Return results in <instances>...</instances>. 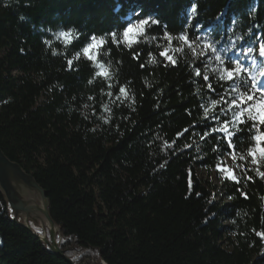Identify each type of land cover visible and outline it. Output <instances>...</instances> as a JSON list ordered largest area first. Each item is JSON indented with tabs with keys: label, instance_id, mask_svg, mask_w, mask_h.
<instances>
[{
	"label": "trees",
	"instance_id": "trees-1",
	"mask_svg": "<svg viewBox=\"0 0 264 264\" xmlns=\"http://www.w3.org/2000/svg\"><path fill=\"white\" fill-rule=\"evenodd\" d=\"M137 11L161 26L132 49L106 37L112 88L83 57L68 69L89 35L119 38ZM66 29L79 34L71 45L57 40ZM164 31L212 42L258 79L264 70L249 63L264 65L255 51L242 55L264 42V0H0V149L46 191L65 253L50 250L40 227L15 223L0 191V264H264V180L222 179L232 201L222 204L198 176L196 165L215 168L227 154L219 134L201 138L211 121L200 106L212 115L216 100L206 84L221 82L188 49L166 65ZM118 85L129 99L116 100Z\"/></svg>",
	"mask_w": 264,
	"mask_h": 264
},
{
	"label": "snow or ice",
	"instance_id": "snow-or-ice-1",
	"mask_svg": "<svg viewBox=\"0 0 264 264\" xmlns=\"http://www.w3.org/2000/svg\"><path fill=\"white\" fill-rule=\"evenodd\" d=\"M197 6L195 3L191 5L192 15L196 14ZM135 16L134 20L122 27L119 38L115 30L99 37L95 33L89 35L84 42L80 43L75 56L66 61L68 69L75 70V61L83 57L92 70L93 78L103 80L108 88H112L113 85L110 82L113 78L111 62H105L101 59L102 56L108 54L104 51L105 45L109 42L106 37H111V42L117 46L124 45L132 49L134 45L141 42L142 38H146V33L151 26H161V21L152 14L141 15L137 11ZM21 19L25 18L22 16ZM162 27L166 29L167 25ZM161 38L167 41V47H163L158 55L166 65L177 66V53H184L185 48L195 56L206 59L214 58V61L218 62V67L214 71L216 79L221 83L217 85L206 84L209 92L216 95V100L211 104L212 115H209V107L200 106L205 123L208 124L211 121V124H208L207 129L203 131L201 138H206L210 134H219L227 154L233 160L239 156V159L244 162L238 165L241 172L245 174L244 179L252 181L253 176L248 175V173L254 172L256 178L264 180V70L259 72L260 78L258 79L250 74L248 66L239 58L234 62L231 61V58L225 60L223 54H218L219 49L212 42L203 41L201 43V38L190 37L183 31L176 36L164 31ZM78 39L79 34L74 36L71 29H66L57 35V40H62L65 45H71L74 40ZM152 39H156V37L153 36ZM197 45L199 51H197ZM254 51L256 56L264 61V42L258 43L255 49L248 47L242 55L247 59L252 56ZM55 54L53 52V55ZM133 58L139 59L140 54L134 53ZM156 62L155 57L149 61L153 64ZM251 65L264 67V65H257L256 58H252ZM140 67L144 68L145 65L141 64ZM195 76L200 77L202 83L211 79L201 72L199 65L196 66ZM92 82L93 80L90 79L89 83ZM223 82H227L226 87H223ZM225 93H227V98ZM108 95H113V93H108ZM129 98L128 88L124 85H118L116 100ZM104 107L106 111L109 110L107 105ZM187 131L188 129H184L182 132H178L177 137ZM249 164L252 167H246ZM216 168L224 174L225 179L237 184L241 183V177L237 176L232 168L220 163L216 165ZM241 194L246 199L248 198L247 193L242 192ZM256 234L264 239V232H257Z\"/></svg>",
	"mask_w": 264,
	"mask_h": 264
},
{
	"label": "water",
	"instance_id": "water-1",
	"mask_svg": "<svg viewBox=\"0 0 264 264\" xmlns=\"http://www.w3.org/2000/svg\"><path fill=\"white\" fill-rule=\"evenodd\" d=\"M0 191L10 205L13 221L32 231L31 223L40 226L43 234L34 231L35 234L52 252L64 256L65 253L60 249L57 238L60 235V228L50 215L46 191L33 175L27 173L19 163L10 160L2 149H0ZM47 230L50 238L47 236Z\"/></svg>",
	"mask_w": 264,
	"mask_h": 264
},
{
	"label": "rangeland",
	"instance_id": "rangeland-1",
	"mask_svg": "<svg viewBox=\"0 0 264 264\" xmlns=\"http://www.w3.org/2000/svg\"><path fill=\"white\" fill-rule=\"evenodd\" d=\"M175 44L176 43L174 41V47L176 46ZM185 49H187V48H185ZM197 51H199V46L198 45H197ZM206 61H207V67H205V70L206 71H210V72L215 74L214 70L218 67V62H215L214 58L213 59H206ZM215 76H216V74H215ZM202 158H203V156H199L197 160L200 161ZM219 163L223 164V165H226L229 168H232L235 171V174L237 176H239V177L241 176V171H240V168L238 167V165L242 164L244 162L239 159V156H237L236 160H233L231 158V156H229L228 154H225L223 160L220 161ZM246 167H252V166L249 164V165H246ZM195 168H196V172H197L198 176L204 182H207V184L212 185L213 187H215L216 200L218 202H220L222 204H227V203H231L232 202L231 198H229L227 192L222 187L221 180L225 179L223 173L219 172L216 167L212 168V169H208L207 167H205L204 164H198V165H196ZM228 223L229 222L224 221V225H227ZM35 225L38 226L37 224H35ZM99 263L100 262L97 261V262H95L93 264H99Z\"/></svg>",
	"mask_w": 264,
	"mask_h": 264
}]
</instances>
